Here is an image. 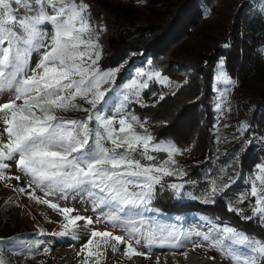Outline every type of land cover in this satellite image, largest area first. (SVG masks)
Masks as SVG:
<instances>
[{
	"label": "snow or ice",
	"instance_id": "obj_1",
	"mask_svg": "<svg viewBox=\"0 0 264 264\" xmlns=\"http://www.w3.org/2000/svg\"><path fill=\"white\" fill-rule=\"evenodd\" d=\"M103 30L94 26L85 0H0V96L10 93L8 102L0 104V121L7 136V143L0 142V180L13 178L5 174V169L10 168L5 161L15 160L17 169L29 178L28 188L40 190L45 197L60 194L66 199L68 193L87 196L93 210H102L100 216L107 222L116 227L125 225L123 236L110 231H91L82 249L88 250L87 256L93 255V247L99 249L101 243L109 245V241H115L110 245L115 253L117 245L127 240L124 255L128 258L149 255L133 247V241L136 245L143 241L149 249L153 246L180 249L187 242L193 248L206 244L209 250L219 252L232 264H264V241L227 223L221 226L213 220L206 221L207 231L195 232L196 241L175 231L157 236L134 224L128 226L131 221L126 218L138 209L148 210L156 186L165 177L182 179L185 173L174 159L181 154V149L172 142L158 140L148 131L146 120L127 110L130 96L141 102L147 81L155 79L169 86L166 76L159 71L138 72L137 76H146L147 80L133 78L125 83L124 103L114 115H105L111 112L119 96L113 87L103 86L115 85L120 68L102 70L99 67L98 39ZM34 54L39 59L33 68ZM220 67L223 68L222 61ZM216 80L232 83L223 71ZM78 100L90 108L81 107ZM69 110L84 111L87 116L82 120H66L59 115ZM117 122L118 129L114 127ZM137 127L142 131H137ZM152 153H164L167 159L155 163L157 157ZM254 167L256 180L251 182L249 192L241 194L239 203H244L248 195L255 198L253 217L264 223V195L261 194L264 193V163ZM231 186L217 187V181L213 180L203 202H213L211 197ZM168 187L179 195L184 185L172 183ZM29 195L34 197V193ZM38 202L58 210L66 221L61 225L63 230L53 235L63 237L71 233L76 239L77 222L93 223L79 215L71 216L72 208H59L48 199ZM228 211L243 215L242 209L231 205ZM0 264L4 261L0 260Z\"/></svg>",
	"mask_w": 264,
	"mask_h": 264
},
{
	"label": "trees",
	"instance_id": "obj_2",
	"mask_svg": "<svg viewBox=\"0 0 264 264\" xmlns=\"http://www.w3.org/2000/svg\"><path fill=\"white\" fill-rule=\"evenodd\" d=\"M252 1L148 0L146 10L141 11L104 0H85L90 14L96 20L101 16L105 25V56L99 64L102 70L116 68L128 54L138 51L139 62L148 59L145 72L156 67L162 76L184 78L174 94L152 105L133 108L149 119L164 121L155 131L158 140L170 139L181 146L193 143V155L199 159L186 168L184 187L177 198L155 189L152 206L174 215L198 211L264 241V223L253 217L251 210L255 198L248 195L244 203H239L238 197V192L245 189L249 168L264 155L256 148L264 136V95L247 98L236 91L234 109L254 134L250 142L241 146L234 143L220 151L209 133V85L216 62L221 59L225 74L235 81L252 73L260 75L254 52L256 48L264 50V17L252 10ZM201 9L208 17H203ZM124 70L117 76L129 74ZM156 87L157 81L151 80L145 94ZM252 105L261 108L252 110ZM152 154L157 157L155 163L165 157L164 153ZM213 180L217 187L228 183L232 186L211 197L213 202L204 203ZM230 205L242 209L243 215L229 212Z\"/></svg>",
	"mask_w": 264,
	"mask_h": 264
},
{
	"label": "rangeland",
	"instance_id": "obj_3",
	"mask_svg": "<svg viewBox=\"0 0 264 264\" xmlns=\"http://www.w3.org/2000/svg\"><path fill=\"white\" fill-rule=\"evenodd\" d=\"M104 1L113 5H122L141 11L146 10L148 2V0ZM252 5V10L264 17V0H253ZM201 10L203 17H208V14H206L207 11L205 9ZM90 16L97 30L104 29L99 32L98 39L101 51L100 64L105 56V25L101 16L97 20L91 14ZM48 27L50 28V26ZM241 34L242 36L245 35L244 27H242ZM50 35L51 31H49ZM140 56V52L138 51L128 54L116 65V68H120L117 74L124 69L129 74H125L124 77H121V75L116 76L115 85L106 84L103 86L104 88L113 87L119 96V101L111 109V112H105L106 116L110 117L114 115L119 110L120 104L124 103L123 93L125 90L123 85L125 83L130 82L133 78L147 80L146 76L144 78L137 76L138 72H145L148 66V59L141 62L138 61ZM254 58L256 61V72L260 74L259 77H257L258 74L252 73L240 82L229 77L232 81L231 84L217 82L216 77L219 73L221 71L225 73L224 67H220L221 59L216 62L211 71L209 85L211 96L209 97V105L211 107L212 121L209 133L213 137V142L217 150L222 151L238 142L240 146L245 145L254 137V134L248 127L249 125L244 119L237 117L234 109L236 91H241L247 98H256L264 95V50L262 48H256ZM38 59V54H34L31 67H35ZM153 71L158 70L156 67H152L145 73ZM167 78L170 82L169 86L157 82L158 87L153 91L147 94H145L147 88L142 91L141 102H136L135 97L130 96V102L127 103V110L140 117L142 121L146 120L147 124L145 126L155 137L157 127L164 125V121L149 119L146 115L138 113L133 108L135 106L152 105L153 102L160 100L161 96L164 97L165 95L174 94L184 81L182 77L168 76ZM150 81H147V83ZM9 96L10 93L7 92L0 96V104L8 102ZM77 103L83 108H90V105L82 100H78ZM254 108L260 109L261 106L252 105L251 109L254 110ZM59 115L63 116L66 120H82L87 116V113L84 111L69 110L59 113ZM241 125L244 127L241 128ZM114 127L119 128L118 122ZM137 131L142 130L137 127ZM3 132L4 125L0 121V134H3ZM159 140L172 142L181 149V154L176 155L174 159L176 166L183 169L184 173L186 168L199 162V159L193 155V143L181 146L170 139ZM0 142L7 143L6 134L0 135ZM256 148L264 152V136L259 138ZM165 159H167L166 154L163 160ZM5 163L10 165V168L5 169V174L13 178L0 180V260H3L4 264H85L86 260L87 264H232L230 260L222 258L219 252L209 250L206 244L193 248L191 243L187 242L186 247L180 249H173L168 246H153L149 249L144 247L143 241H141L140 245H136L133 241V247L137 248L139 252L149 253V255L147 258L144 256H132L128 258L124 255L127 240L125 243L117 245L118 250L115 253L110 247L111 244H115V241H109V245L101 243L99 249L93 247L91 249L93 255L87 256L86 253L88 250L82 249L90 238L91 231H110L116 235L123 236L125 235V225L121 224L119 227H116L113 223L107 222L105 217L100 216L102 210H93V204L87 196L68 193L66 199L61 198L60 194L45 197L40 190L34 187L28 188L29 178L17 169L15 160L5 161ZM261 163H264V155L259 162L257 161L249 168L248 174L244 179L245 189L240 193L238 192L239 199L243 192L250 191L251 182L256 180L254 166ZM15 177H19V180L15 179ZM184 177L185 175L182 179H178L175 176L165 177L162 184L157 185L155 189L160 194L164 190L168 191L176 199L177 194L168 185L172 183L182 184ZM257 186L261 187L259 181H257ZM21 188H24L26 191L21 193L19 191ZM29 193H34V197H30ZM261 194L264 195V193ZM44 199L56 203L59 208H72L74 211L70 214L71 216L75 217L79 215L91 219L93 223L87 225L85 220L77 222L75 235L78 238L76 239H73L71 233L63 237L53 235V233H59L63 230L61 225L66 223V221H64L63 215L58 210H53L46 204L38 202ZM152 201L153 198L147 206L148 210L138 209L131 217L126 218V220L131 221L128 226L134 224L143 230L154 232L157 236L167 235L168 232L175 231L176 234L183 233L191 241H196L198 238L194 233L197 231H207L206 221L213 220L221 226L224 224V222L218 221L217 218H211L198 211H189L178 215L162 213L152 206ZM96 239L100 240V238ZM45 248L49 250L47 253L44 251Z\"/></svg>",
	"mask_w": 264,
	"mask_h": 264
}]
</instances>
